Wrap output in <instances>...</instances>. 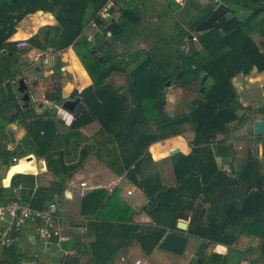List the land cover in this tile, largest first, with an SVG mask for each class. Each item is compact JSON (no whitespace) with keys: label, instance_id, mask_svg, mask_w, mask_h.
<instances>
[{"label":"trees","instance_id":"trees-1","mask_svg":"<svg viewBox=\"0 0 264 264\" xmlns=\"http://www.w3.org/2000/svg\"><path fill=\"white\" fill-rule=\"evenodd\" d=\"M107 1L0 0L1 81L15 75L10 73V61L18 52L17 43L8 40L22 20L39 11L52 14L57 25L40 28L27 40L29 47L22 53L31 49L58 52L70 46L75 48L81 44L78 38L89 22H93L106 37L102 42L95 39L94 45L85 41L89 44L88 49L84 44V53H79L92 84L69 95V100L79 99L74 111L69 112L73 117L70 134L75 136L82 125L97 121L101 131L112 137L118 148L122 173L125 172V178L151 203L145 210L152 223L132 224V210L110 221L107 217L102 218L100 213L113 204L118 191L107 195L105 202H101L93 213L95 219L89 225L95 235V242L90 245L95 264L110 263L120 249L129 247L132 242L138 243L146 255H151L162 238L169 232H176V224L184 221L188 222L189 236L206 244L232 247L243 237L252 233L259 235L254 251L248 256L237 254V259L249 264H264V237L260 234L264 228L261 161L257 157H248L232 176L220 170L215 161L217 156L226 155L228 146L224 142L214 145L216 136L227 132L228 125L238 120L237 111L242 109L233 86L235 78L248 76L254 69L264 73V41L259 46L251 38L258 35L264 39V0H219L227 6L229 14L213 22L210 30L197 35L199 50L192 48L186 55L187 42L193 44L188 37L194 33L196 25L211 15L215 5L204 7L196 0H189L183 11L188 18L186 21L180 19L185 26L177 21L171 36L155 34V43L145 59L130 71L113 62L117 54L107 33L113 38L131 32L141 17L133 8L123 9L117 21L106 24L97 13ZM170 3V7L179 9L177 4ZM238 7L249 13L239 18ZM113 12L114 8L110 15ZM182 68L183 76L174 81ZM115 74L127 78L126 86L115 88L107 83V79ZM204 75L206 78L202 80ZM168 81L170 86L173 82L181 89L197 93L188 104L187 112L173 117L167 114L164 90ZM201 88L203 92H200ZM54 94L55 98L46 94L45 99L62 106L60 92L57 90ZM16 108L15 115L23 113L19 106ZM56 111L45 110L41 115L29 111L32 117L24 122V127L35 147V156L46 160L48 171L57 181L49 189L34 193L32 176L15 175L11 178L10 189L0 187V207L14 200L11 188L21 183V196L17 202L33 210H45L53 196H60L65 189L66 181L71 177L69 169L76 171L77 166H63L62 150L57 152L54 146L57 126L64 123L57 119ZM261 113L264 117V108ZM16 117L1 124L0 129ZM184 124H189L193 131L189 143L191 152L187 156L178 154L170 158L177 184L168 187L160 176V164L151 159L148 148L166 137L177 135ZM86 150L87 147L81 151L84 157L88 155ZM18 151L22 153V148L18 147ZM55 156L59 158L55 159ZM199 202L207 207H200ZM255 227L259 229L254 230ZM4 250L9 252L7 246ZM11 255V258L1 259L0 264H19L22 254L12 251ZM201 264H228V256L214 254Z\"/></svg>","mask_w":264,"mask_h":264},{"label":"crops","instance_id":"crops-1","mask_svg":"<svg viewBox=\"0 0 264 264\" xmlns=\"http://www.w3.org/2000/svg\"><path fill=\"white\" fill-rule=\"evenodd\" d=\"M181 1L183 5L180 6L179 2ZM188 1L189 0H155L154 2H159L162 4V7H167L169 10L172 9L171 11H179L185 9ZM196 1L197 3H199V1L201 4L203 3L202 0ZM211 1L212 2L207 5L212 3L215 4V1H217V5L222 4L219 0ZM170 2L177 4L179 10L170 7ZM207 5L203 6L205 7ZM215 6L216 4L214 7ZM39 12L22 20L17 25L16 32L8 41L27 43V40L35 35L40 28L46 25L56 26L55 24L57 22L52 14L42 12L39 16ZM89 12L90 9H88V13ZM116 13L115 5L114 12L111 15V21H117L120 18L119 15L115 18ZM248 13L249 11H245L239 7L237 8V15L239 18L244 17ZM49 14L52 15V19L47 16ZM42 15H46L47 18ZM153 16L155 19L161 18L160 16H156L155 13ZM151 21L152 18L149 22ZM138 25H136L133 30L137 28ZM181 26L184 27V24ZM155 29L156 28L153 27L152 32L149 29V33L147 34L151 36L153 34L154 36L155 34L165 37L169 36L162 35ZM174 29L175 24L173 26V30ZM100 34V29L93 22H89L82 35L78 38V41H80L81 44H78L75 47L76 49L73 46H70L63 51L53 53L57 56L59 62L57 67L58 77L56 75L57 72L54 71L55 79L56 81H63L64 83V85L60 84V94L63 98L62 103L69 100V95L74 90L79 93L92 84V80L79 58V53L82 54L80 48H83V42L85 43V41L90 42L91 40L95 42L94 40L96 39L97 41L99 40L98 42H102L99 39L101 36ZM96 35H99L98 38H96ZM192 36L196 37L195 33H192ZM108 37L110 38V33H107V38ZM251 38L259 46L260 43L264 41V39H261L258 35H252ZM155 39L152 40L151 44L155 43ZM122 42L126 44L128 41L124 40ZM193 44L195 43L193 42ZM111 46L114 50L115 47L112 45V42ZM28 47L29 45L26 48L16 47L18 52H16L10 61L12 62L10 65V73L15 74L14 77L10 80L4 79L1 81L0 79V125L9 121L11 117L13 118L14 116H17L15 120L6 124L4 129H0V187L10 189L11 178L15 175L21 174L32 176L34 178L33 192L35 193L39 190L49 189L52 183L57 181V178L48 171L46 160L35 156V147L31 139L26 135L24 122H28V119L32 117V114H28L29 111L41 115L45 110L56 111L57 109L55 107H59V105L57 106L45 99L46 94L53 95L54 92L56 93L57 91V88L50 84L47 85V89L35 92V98L32 96L34 91H30V88L33 86L32 88L34 89V84L39 82L36 79H32L26 83V89L29 85V90L27 89L29 99L33 98V103L29 102V100L22 101L20 94H17L14 91L11 92L13 93L11 95L12 97L7 96L5 98V92H3V90L9 92L11 84H15L14 81L21 77L19 75H25L28 69L36 66H33L32 63L24 64L25 59H31L43 54V52L36 49H31L26 53H22V51L27 50ZM134 51H136V53H133L132 56L128 57L133 58L132 62L134 63H141L145 59L146 54H143L142 56V53L138 50ZM117 53L118 51L116 54ZM115 58L118 60L120 59L118 55ZM59 68H64V70H59ZM128 68L124 69L128 70ZM60 71L62 72L61 75L59 74ZM41 74V78L43 79L44 75L42 70ZM118 75L121 74H115L108 78L107 83H111V80L117 79ZM233 83L235 90L236 87H238V90L241 91L242 96H238V101L243 108L237 111L238 120L228 125L227 132L216 136L214 145L219 142H224V144L228 146V149L225 151L226 155L217 156L215 158L216 164L220 170L234 176L248 157H257L261 161L262 173L264 174V156L262 155L264 136H255L252 129L254 120L264 119L261 113V110L264 108V73H258L254 69L248 76L236 77ZM126 89L127 88H125V90ZM177 89L179 90L181 88L178 87ZM5 100L7 104L12 101V107L9 108H12V110L11 113L8 112V115H5L4 111L1 110L3 108L1 104ZM4 104L6 103L4 102ZM17 106L23 111L20 115H15ZM28 108L29 111H26ZM56 117L61 121L64 120V123H60L57 126L56 142H54V146L57 152L62 150L61 153H63V156L61 161L63 166L66 168L77 166L76 171L69 169L68 174L71 173V177L67 179L66 187L60 195V199L59 195H55L53 196V200L47 205V208L50 204L55 205V208L52 210L54 218L51 225L46 226L41 220L24 221L19 230H13L9 234V243L7 244L9 252L2 248L0 260L4 257L11 258L13 251L17 255L22 254L19 264H51V262H45L37 253L38 244H43L46 250H51V248L54 247L56 251L60 253V258L57 260L56 264H95L90 246L95 242V235L91 231L89 225L95 219L93 213L99 204L103 201L105 202L107 195L110 196L115 190H117L118 193L114 197L113 204L100 213L102 218L107 217V221H110L118 215H125L128 210H132L133 212L130 215V221L132 224L146 225L152 223L145 210V207L148 206L147 202L149 200L139 188L125 178V172L122 173L118 148L112 137L105 135L101 131V126L97 121L82 125L77 129V135L73 136L70 134L69 128L71 123L69 124V120L66 121L65 119L70 117L62 112H57ZM185 127H188V130L190 131L187 134L184 133L186 130ZM178 132L177 135L166 137L165 139L152 144L148 148L151 159L160 164L159 172L163 183L165 179H167V181L176 182L177 184V180L174 178L173 161L170 159L174 155L170 156V152L178 150L179 152L175 155L181 154L183 156H187L191 152L189 143L193 139V131L191 130L190 125H182ZM18 147L24 148L27 155L21 157L23 151L20 153ZM85 147H87V157L82 156L81 153ZM8 154L10 155V158H8ZM58 158L59 156H55V159ZM54 165L55 164L51 162V167H54ZM175 185H169L168 187H174ZM130 188L133 189V191H131ZM11 191L14 200L0 207V234L7 229L9 223L13 220L8 214L7 207L10 203L17 202L20 199L22 191L21 183L19 186L11 188ZM67 203L68 206L66 211ZM18 204L23 206L20 203ZM199 205L203 208L207 207V205L200 202ZM184 223H186L188 229V222L184 221ZM187 229L183 232L176 231L177 233L187 236V244L189 239L194 241L188 249L186 244L182 256H175L160 251L163 255H160L153 260H151V257H149L150 255H148L149 258L144 264H155L156 259L160 260L162 264L168 262V264H170L172 261H177L178 264H201V262L206 261L214 254L228 256V264H249L247 261L239 262L237 254H245L246 256L251 254L256 247V240L260 237L259 235L252 233L249 237H243L238 240L234 246L227 247L220 244H206L201 239L189 236ZM253 229L258 230L259 228L255 227ZM260 234L264 237V228L261 229ZM134 243L136 242H132L127 248L120 249L108 264H113L117 256L120 259L119 264H124L128 259L129 254H121L123 251L130 249ZM138 247L140 248L139 245ZM10 249H12L11 252ZM156 251H159L157 247L152 253ZM136 252L138 251H135V253ZM133 253L134 252H131L130 254L132 255ZM134 263L142 264V261L136 260ZM161 263L156 262V264Z\"/></svg>","mask_w":264,"mask_h":264},{"label":"rangeland","instance_id":"rangeland-1","mask_svg":"<svg viewBox=\"0 0 264 264\" xmlns=\"http://www.w3.org/2000/svg\"><path fill=\"white\" fill-rule=\"evenodd\" d=\"M154 1L155 0H148V1H145V0H117V2H116L117 13L115 14V18L118 17V15L120 16L121 10L132 9V8L141 17V21H140L139 25L137 26V28H135L131 32L124 33L118 37H113V38L108 37V41L110 43L112 42V45L115 47V49H114L115 52L118 51L117 55L120 57L119 60L117 58H115L113 60V62H115L116 64H118L119 66H122L124 68L129 67L128 68L129 71L134 69L137 65L140 64V63L132 62L133 58L128 57V56H132L133 53H136V51H134V50H138L139 52H141L142 56H143V54H147V52L149 50H151L152 40L155 39L156 36H154V34L152 36L147 34V33H149V29L152 32L153 27H155L156 28L155 30H158V32L161 33L162 35L164 34V35L171 36L173 31H174L173 26H174L175 22L176 21L181 22L180 19L186 21L188 18L183 13L184 9L183 10L178 9L179 11H177V10L171 11L172 9L169 10L167 7H162V4H160L159 2L155 3ZM202 2L204 4L203 3L201 4V2L199 1L201 6L207 5V4L211 3L212 1L211 0H202ZM170 11H171V13H170ZM190 12L193 13V11H190ZM154 13L156 16H160L161 18L155 19V17L153 16ZM151 18H152V21L149 22V20ZM128 23H129V21H128ZM181 23L184 24L185 22H181ZM41 26H43V25H41ZM184 26H185V24H184ZM204 32H200V33L194 32L196 35V38H197V43L194 42L195 44H190L189 42H187L188 44H187L186 48L184 49L186 55L190 54V50L192 48L194 50H199L200 46L198 43L199 40H198L197 35H200V34L202 35ZM100 35L101 36L99 37V39L101 41H104L106 39V37H104L102 33ZM98 36L99 35H97L96 38H98ZM124 40H126L128 42H126V44H124L122 42ZM91 42L92 41L90 40V43ZM84 44H86V48L89 46L88 43L83 42V46H84ZM86 48H84V47L80 48L82 50L81 53H84V49H86ZM29 63L33 64L32 58L31 59H29V58L25 59L24 64H29ZM58 65H59V62H58L57 56L54 54L49 55L48 56V63L45 65L44 64L39 65L42 72H43V75H44L43 79L38 78V74L33 71V68L28 69V71L25 75H23V74L19 75L21 77L14 81L15 84H13V85L11 84V86L9 87L10 88L9 92L3 90V92H5V98L7 96H11L13 94V93H11L12 91H14L17 94H20L21 99H23L25 97L24 93L19 92L21 89L20 85H19V80H21V79L24 81L25 85L28 81H31L32 79H36L37 81H39L38 83L34 84V89L32 88L33 86L31 87L32 90L30 88V91H34V93L31 92L32 96L34 98L36 97L35 92H40L42 90L47 89V85H49V84L52 85L53 87L57 88V90H59V92H60V86L64 85V83H63V81H61V82L56 81L55 76H54L55 75L54 74V68L58 67ZM59 70H61V68H59ZM59 74L61 75L62 72L60 71ZM110 82H111L110 83L111 85L118 88L120 86H126L127 78L124 77L123 75H118L117 79L111 80ZM165 85H166V88L164 90L165 96H166L165 108H166L167 114L169 116L173 117L176 115H180L184 112H187L188 103L191 100L195 99V97L197 96V93L193 90H185V89H179L178 90L177 89L178 87L176 85H174L173 82H172L171 86H170V84L167 85V82ZM233 86H234V83H233ZM234 88H235V86H234ZM27 89L29 90V85H28ZM27 89H26V91H27ZM236 91H237L238 96L241 97L242 94H241V91L238 90V87H236ZM48 92L51 93L50 91H48ZM125 92H127V90H125ZM54 95L55 94L52 95L53 98H55ZM62 100H63V98H62ZM62 100H61V104H62ZM4 102L6 104H4ZM4 102L1 104L3 106V108L1 110L4 111L5 115H8V112L11 113V110H12V108L9 109L10 107H12V101H11V103H8V104H7L6 100ZM29 102L33 103L34 99L31 98L29 100ZM243 114H245V113H243ZM185 129H186L184 132L185 134L190 132L188 130V127H185ZM7 156H8V158H10L9 154ZM164 183L167 186L176 184V182L167 181V179H165ZM130 190L133 191V189H131V188H130ZM59 199H60V196H59ZM67 206H68V203L66 205V211H67ZM193 242L194 241H191L190 239L188 240L187 249L193 244ZM135 251H138V252L135 253ZM131 252H134V253L131 255L130 254ZM37 253L42 257V259L45 262H51V264H56L57 260H59V258H60V253L57 252L54 247L51 248V250H46V248L43 244H38ZM126 254H129V256H128V259L126 260V262L124 264H135L134 262L136 260L142 261V264H144V262L149 257H151V260H153L154 258H158V256L163 255L160 251H156L148 257V255H146L143 251L140 250V248L138 247V243H134L130 249L123 251L121 255H126ZM119 262H120V259L117 256L116 260L113 262V264H115V263L119 264ZM156 262L161 263V261L158 259H156ZM156 262H155V264H156ZM168 263H165V264H168ZM170 264H178V262L172 261V263H170Z\"/></svg>","mask_w":264,"mask_h":264},{"label":"water","instance_id":"water-1","mask_svg":"<svg viewBox=\"0 0 264 264\" xmlns=\"http://www.w3.org/2000/svg\"><path fill=\"white\" fill-rule=\"evenodd\" d=\"M12 1H14V0H12ZM39 14H42V12H39ZM226 14H228V8L225 5H223V4L216 5L214 7L211 15L205 21L199 23L198 25H196L194 27V32L195 33H200V32H204V31L210 30L213 27V22H215L220 17H222V16H224ZM47 16L50 19H52V15L49 14ZM111 19H112L111 15H109L106 18L105 23L106 24L107 23L111 24L112 23ZM55 25H57V23ZM191 38H192V35H190L188 37V39H191ZM91 43L94 45L93 41ZM147 58H149V56H147ZM61 70H64V68H62ZM33 71L38 74V78L42 77L40 66L36 65L33 68ZM54 71L57 72L56 75L58 77L57 67L54 68ZM183 74H184V69L182 68L175 75L174 80L175 81L180 80L181 77L183 76ZM205 78H206V75L203 76L202 80H205ZM169 84H170V82H167V85H169ZM19 85H20V88H21L19 92L25 94V97L22 99V101L30 100L29 96H28V93L26 91V85H25V83H24V81L22 79L19 80ZM200 92H203V88L200 89ZM78 103H79V99L68 100V101H65L62 104V108L64 110L72 113ZM252 129H253V134L255 136H264V119L254 120L253 124H252ZM22 151H23V154H22L21 157L27 155V152L24 150V148H22ZM178 152H179L178 150H173V151L170 152V156L175 155ZM147 205L150 206L151 203L148 201ZM176 229L179 232H183V231H185L187 229V225L184 222H178L176 224ZM187 239L188 238H187L186 235H182V234L177 233V232H169L159 242V244L157 246V249L159 251H162V252H165V253H168V254H171V255L182 256L183 253H184L186 244H187Z\"/></svg>","mask_w":264,"mask_h":264},{"label":"built area","instance_id":"built-area-1","mask_svg":"<svg viewBox=\"0 0 264 264\" xmlns=\"http://www.w3.org/2000/svg\"><path fill=\"white\" fill-rule=\"evenodd\" d=\"M117 0H108L105 5L99 10V15L101 18L106 20V18L110 15V11L115 8V3ZM180 6L183 5L182 1L179 2ZM215 4L217 5V1H215ZM192 42H197V38L195 36H192L191 38ZM28 45L26 42H20L16 44L17 48H26ZM54 51L52 49H48L43 54H40L34 58L33 60V66L40 65V64H47L48 63V56L52 55ZM57 109V112H62L67 114L70 118H65L66 121L70 124L72 122V115H70L67 111H65L62 107H55ZM15 160V159H14ZM55 208L54 204H50L48 208L42 211L33 210L31 208L20 206L17 202H12L8 205L7 210L8 214L12 217V221L9 223V226L7 229H5L0 234V254L2 248L4 246H7L9 243L8 236L13 230H19L23 222L26 220H41L44 225L50 226L51 222L54 218V214L52 213V210Z\"/></svg>","mask_w":264,"mask_h":264},{"label":"bare ground","instance_id":"bare-ground-1","mask_svg":"<svg viewBox=\"0 0 264 264\" xmlns=\"http://www.w3.org/2000/svg\"><path fill=\"white\" fill-rule=\"evenodd\" d=\"M41 14H39V16H40Z\"/></svg>","mask_w":264,"mask_h":264}]
</instances>
